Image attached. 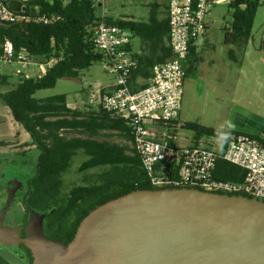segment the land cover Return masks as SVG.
I'll return each mask as SVG.
<instances>
[{
  "label": "trees",
  "instance_id": "1",
  "mask_svg": "<svg viewBox=\"0 0 264 264\" xmlns=\"http://www.w3.org/2000/svg\"><path fill=\"white\" fill-rule=\"evenodd\" d=\"M260 5V0H235L230 5L234 10L233 24L225 34L226 44L247 48ZM25 6V13L33 18L53 13L62 17L54 24L35 20L15 24L0 23V48L8 38L13 42L17 53L26 49L44 63L53 58L60 59L42 77L27 78L21 75L18 85L1 95L14 120L24 127L32 139V145L40 153L36 171V180L40 183L38 188L52 185L60 194V189L64 186V175L72 167L73 157L77 151L83 150L89 160L82 164V172L96 168L105 170L99 176L101 181L96 184L72 187L73 207H81L82 204L85 207L82 219L96 207L112 199L135 190L156 189L150 184L133 146L113 142L110 138L114 135L106 133L119 131L121 138L132 143L130 128L124 121L106 113L101 107L92 112L72 109L67 95L44 99L35 97L39 91L55 88L63 78L79 79L82 71L104 60L101 54L95 53L93 47L94 31L91 26L98 19L96 1L70 0L65 5L63 0H33ZM108 18L113 21L111 17ZM116 23L130 29L144 41L149 40L151 27L148 24L118 20ZM166 26L163 25L160 33L162 58L143 62L140 67L144 65V68L133 67L130 79L133 91L148 87L154 65L173 57L170 45L165 46L164 40L165 37L169 40V19ZM193 49L192 46L190 55L194 53ZM141 75L147 82L134 85V80ZM7 82L8 77L2 78L0 75V84ZM105 93L109 91H102V94ZM185 128L193 131L198 139L213 136L221 140L222 147L218 149L220 152L225 149L229 136L235 133L227 128L218 130L198 123H189ZM174 132H177L176 129ZM215 176L226 182L241 183L245 178V171L225 160H219ZM166 187L174 186L162 188Z\"/></svg>",
  "mask_w": 264,
  "mask_h": 264
},
{
  "label": "built area",
  "instance_id": "2",
  "mask_svg": "<svg viewBox=\"0 0 264 264\" xmlns=\"http://www.w3.org/2000/svg\"><path fill=\"white\" fill-rule=\"evenodd\" d=\"M96 4L100 0H95ZM0 0V23L15 24L35 20L54 24L62 17L45 14L33 18L25 11H13L8 3ZM235 0H170L168 6L169 44L173 57L164 63L155 64L150 85L133 91L130 86L135 63L128 48L133 32L110 21L106 15L98 17L91 26L94 31L93 47L104 57L105 69L114 76V91L93 96L91 107H101L106 113L124 121L130 128L132 146L139 156L150 184L191 187L212 192L241 194L264 200V136L235 132L231 134L220 152L221 140L209 136L186 145L178 135L176 124L184 96L186 71L183 62L188 59L192 45L207 31L210 11L216 5H232ZM24 7H26L23 4ZM244 7V6H243ZM60 59L44 63L26 49L16 52L13 42L6 38L0 48V70L4 66L19 64V76L29 67L42 77ZM25 77L29 78L25 75ZM31 77V76H30ZM176 129L177 132H174ZM208 137V136H205ZM219 160L235 165L245 171L241 183L226 182L216 178Z\"/></svg>",
  "mask_w": 264,
  "mask_h": 264
},
{
  "label": "water",
  "instance_id": "3",
  "mask_svg": "<svg viewBox=\"0 0 264 264\" xmlns=\"http://www.w3.org/2000/svg\"><path fill=\"white\" fill-rule=\"evenodd\" d=\"M8 5L26 10L19 0ZM227 129L263 137L264 117L235 105ZM13 236L1 231L5 243ZM23 241L34 264H264V200L191 187L135 190L92 210L69 244L49 239L34 214Z\"/></svg>",
  "mask_w": 264,
  "mask_h": 264
},
{
  "label": "rangeland",
  "instance_id": "4",
  "mask_svg": "<svg viewBox=\"0 0 264 264\" xmlns=\"http://www.w3.org/2000/svg\"><path fill=\"white\" fill-rule=\"evenodd\" d=\"M125 1V9L119 6L117 0H100L96 8L98 11L107 9V14H110L108 16L117 19L114 10L110 11L115 6H118L117 10L121 9L128 15L140 10L147 14L148 5L158 2V0ZM260 2L251 40L244 49L225 43V34L233 24L234 10L224 4L216 5L210 11L207 33L199 39L197 54L191 59L193 62L199 60L201 65L197 64L198 71L194 68L188 70L182 110L178 118L180 124L178 135L187 140H184L186 145L198 140L193 131L185 128L187 124L198 123L206 127L224 129L235 105L264 117V0ZM136 16L135 19L139 20L138 15ZM143 42L141 38H134L136 51H140ZM20 68L22 67L19 64L10 65L4 72L8 75L9 81L0 84V179L5 180L17 178L24 173L28 177L33 176L37 171L40 154L32 145L30 135H26L24 127L14 120L9 107L1 98V95L18 85L20 77L15 73ZM33 68L29 67L27 71ZM30 76L32 77V73ZM77 80L78 82L61 79L55 88L39 91L35 97L44 99L67 95L71 106L92 112L96 110V107L89 106L93 96H98V91L102 87H108L115 78L105 69V61H100L82 71ZM110 140L132 147V143L121 138L119 134ZM203 141L212 142L213 139L204 137ZM88 160L89 156L85 151H77L72 160V167L64 175L66 186L93 185L101 181L99 176L105 168L84 172L80 170L82 164Z\"/></svg>",
  "mask_w": 264,
  "mask_h": 264
},
{
  "label": "flooded vegetation",
  "instance_id": "5",
  "mask_svg": "<svg viewBox=\"0 0 264 264\" xmlns=\"http://www.w3.org/2000/svg\"><path fill=\"white\" fill-rule=\"evenodd\" d=\"M37 172L17 178L0 179V264H34L32 250L25 244L27 227L34 214L43 219L45 235L54 241L69 244L82 222L85 207H73L72 187L64 186L60 194L50 185L38 188ZM81 219V220H80ZM9 229L14 236L5 243L1 231Z\"/></svg>",
  "mask_w": 264,
  "mask_h": 264
},
{
  "label": "crops",
  "instance_id": "6",
  "mask_svg": "<svg viewBox=\"0 0 264 264\" xmlns=\"http://www.w3.org/2000/svg\"><path fill=\"white\" fill-rule=\"evenodd\" d=\"M19 1H21L25 5V4L33 1V0H19ZM117 1L120 4L119 6H122V8L125 9L126 1L125 0H117ZM63 2H64L65 5H67L70 2V0H63ZM169 2H170V0H158V2H155V4H149L148 5L149 12L147 14H145L143 12V10H140V11H136L134 14H131V15L129 14L128 15L127 13H123V11H121V9L117 10L116 8L118 6L117 7L115 6V7L110 9V11L114 10V12L116 13V18L117 19H115V17H114V18H112L114 20H118L120 22H122V21L123 22H135L136 24L146 23V24H148L151 27L150 32L148 34L149 35V40L143 42V46L141 47L139 52L136 51V48H135V45H134V38L135 37L141 38V37L139 35L133 33L132 42H131V44H130V46L128 48V51H129V56L133 60V62L135 63L136 68L140 67V64H142L143 62H146L147 60H157L159 58H162L163 54H162V45H161V41H160L161 40L160 33L162 32L163 25L166 26L167 23H168V6H169ZM98 4L99 3H97V5ZM96 10H97V8H96ZM108 14H107V9H103L101 11H98V10L96 11V16L97 17H101L102 15H106L107 17H109ZM136 15H138L139 20L135 19L137 17ZM158 30H159V33H158ZM229 30H231V29H229ZM206 33H207V31H206ZM206 33L204 35H206ZM202 37H200V38H202ZM199 39L192 45L193 48H194L193 49L194 53L191 54L189 56V58L183 62V65H184V68H185L187 76H188V70L189 69L194 68L195 70L198 71L197 64L201 65V62H199V60L198 61L196 60L195 62H193L191 60L192 57L195 54H197V47H199V43H198ZM164 40H165V46H169L170 44H169V40L167 39V37H165ZM8 67L9 66H4L0 70V75H1L2 78L3 77H8V75L4 73L5 70ZM140 68H144V65L141 66ZM17 70H16L15 75L19 76L17 74ZM29 72L32 73V77L33 76L35 77V75L37 76V74L35 73L36 71L34 72V70H31ZM29 72L26 70V72H23V75H26V76L30 77V73ZM19 77H21V76H19ZM8 81H9V77H8ZM146 82H147V80L141 75L136 80H134L133 84L138 86V85H143ZM150 82H151V80H150ZM100 90L101 91H106L107 90L109 92H113L114 91V82H112L108 87H104V88L102 87ZM68 103H69V101H68ZM69 107L72 108V109H76L73 106H71L70 103H69ZM227 122H228V120H227ZM176 124H177V126H180L178 120L176 121ZM226 128H227V126H226ZM218 130H222V129H218ZM106 133L107 134L116 135V134H119V131H111V132L108 131ZM26 135H29V134L27 133Z\"/></svg>",
  "mask_w": 264,
  "mask_h": 264
}]
</instances>
